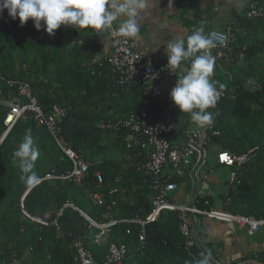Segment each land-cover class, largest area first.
Wrapping results in <instances>:
<instances>
[{"label":"trees","instance_id":"16d2710c","mask_svg":"<svg viewBox=\"0 0 264 264\" xmlns=\"http://www.w3.org/2000/svg\"><path fill=\"white\" fill-rule=\"evenodd\" d=\"M242 2H257L264 10V0ZM230 18H236L228 45L234 59L226 74L214 81L225 83L234 97L222 100L215 110L213 130L218 135L212 143L235 155L253 150V159L236 170V180L226 193L208 200L213 206L229 200L230 212L264 219V14L255 21L234 12ZM87 34L77 35L61 26L49 37L43 23L40 31L31 20L21 27L19 19L12 20L7 10L0 12V75L28 83L45 113L53 106L64 107L59 137L91 164L81 185L67 180L41 181L29 190L19 178L21 172L18 163L13 164L12 155L27 130H31L40 151L34 170L41 179L66 175L73 165L46 128L28 119L16 123L0 145V264H81L78 246L102 264L111 245L125 249L120 264H194L196 251L186 248V238L179 231L174 213L163 212L156 222L144 226V244L139 242L141 227L124 222L95 244L99 231L80 214L98 224L110 219L144 220L152 209L153 195L150 179L135 168L146 160L144 154L137 157L142 149L126 148V131L113 132L100 126L140 106L151 110L153 101L146 100L137 85H117L107 63L99 67L102 60L98 58V43ZM0 88L2 92L7 89L1 83ZM6 112L0 106V136ZM104 135H114L112 149L118 160L104 157ZM97 175L101 184L97 183ZM172 181L182 187V182L175 178ZM93 194L103 196V206L91 201ZM200 201L199 207L203 208ZM21 204L28 216L46 219L48 225L36 224L24 216ZM67 204L75 209L64 207ZM91 231H95L94 236ZM199 237L216 255L203 226ZM248 258L256 260L253 254ZM257 260L264 261V253Z\"/></svg>","mask_w":264,"mask_h":264},{"label":"built area","instance_id":"2783aa9c","mask_svg":"<svg viewBox=\"0 0 264 264\" xmlns=\"http://www.w3.org/2000/svg\"><path fill=\"white\" fill-rule=\"evenodd\" d=\"M263 14L262 5L253 2L244 5L243 11L237 16L248 21H255L263 17ZM235 22L236 18H229L222 28H211L205 32L215 45L211 52L215 57V66L222 71L223 75L226 74V68L232 64L234 59L228 45L231 42V25ZM71 30L77 35L83 36L88 32L87 35L95 42L106 39L109 42V50L100 57L102 62L99 63V67L103 62L107 63L117 85L122 87L137 85L141 88L144 98L153 101L151 110L140 106L135 112L102 124V127L113 132L126 131L128 134L124 143L127 149L133 147L142 149L137 152V157L141 158L144 154L146 160L137 163L135 168L150 179V189L153 193L150 198L152 209L144 220L139 218L110 219L98 224L89 219L90 226L99 231L95 244L102 242L110 229L121 222L141 227L139 242L144 244V226L156 222L163 212L176 214L179 231L186 238V248L196 251V255L192 256L194 260L199 259L200 253L205 249H209L207 243L199 237L204 222L214 221L225 225H234L249 239L263 230L264 219H255L230 212L227 209L229 200L219 203V207L210 204L208 199H217L220 193H226L227 188L233 184L236 180V170L252 161L253 150H248L240 155L219 150L212 143L213 137L218 135L213 130V124L211 127H198L191 122L189 114H182L175 105L168 107L161 103L162 84L182 76L180 69L177 70L176 75L170 73L167 69L168 58L159 61L147 60L144 54L138 51L137 44L132 39L115 34V26L99 33V35L91 29L76 30L71 28ZM0 83L7 88L3 92L0 88V106L7 110L3 120L0 145L18 121L33 120L38 126L46 128L57 147L73 165L71 172L66 175H46L41 181L67 180L81 185L91 164L84 161L78 153L66 147L59 137L65 108L53 106L45 113L39 106L28 83L13 81L1 75ZM218 83L223 85V89L218 88L221 91V96L216 107L208 110L213 116L222 100L234 97L233 91L225 83ZM212 147H216L217 151H212ZM212 159L217 167L229 169V180L226 181L223 190L220 189L221 186L217 181L216 187H213L214 182L211 180V176L215 167L210 164ZM173 178L182 182V187L173 182ZM101 182L100 176L97 175V183L101 184ZM179 188L187 191V202L184 205L176 203L177 197L173 196V194L176 195ZM90 199L97 206L104 205V198L100 194L90 195ZM201 199L203 208L199 207ZM113 205L114 203H111V206ZM64 207L75 209L73 205L69 204ZM21 211L32 222L42 226L48 225L46 219L28 216L23 211L22 204ZM80 214L84 215L82 212ZM78 256L81 264H100L95 261L88 250L81 246H78ZM124 257L123 246L111 245L105 262L102 264H120ZM212 258L211 264H224L219 256L213 253Z\"/></svg>","mask_w":264,"mask_h":264},{"label":"clouds","instance_id":"9594fccd","mask_svg":"<svg viewBox=\"0 0 264 264\" xmlns=\"http://www.w3.org/2000/svg\"><path fill=\"white\" fill-rule=\"evenodd\" d=\"M149 6V0H2L0 12L7 10L12 20L19 19L21 27L31 20L35 29L40 31L43 23L49 37L54 36L61 26L91 29L99 35L115 24L116 35L135 39L139 36L141 18ZM214 47L201 24L186 38L168 41L165 49L170 73L176 75L182 63H188L183 69L184 74L176 76L177 83L170 92V100L201 128L211 127L214 123V116L208 110L216 107L223 89L222 84L211 79L215 66L211 49ZM12 155L13 164L18 163L21 182L28 188L37 186L41 178L34 169L40 151L30 129ZM212 259L211 250L205 249L194 264H211Z\"/></svg>","mask_w":264,"mask_h":264},{"label":"crops","instance_id":"0c3cea01","mask_svg":"<svg viewBox=\"0 0 264 264\" xmlns=\"http://www.w3.org/2000/svg\"><path fill=\"white\" fill-rule=\"evenodd\" d=\"M169 2L170 0H152V2L149 0V9L141 18L139 36L132 39L137 44L138 51L142 52L147 60L167 59L165 49L168 41L174 38H186L194 28L201 24H203L205 32L211 28L220 29L226 24L231 13L234 12L237 15L244 9L242 0H171V5ZM97 43L99 58L108 52L109 42L103 39ZM186 67L188 65L182 63L180 68L182 75L184 74L183 69ZM222 74V71L214 66V74L211 79L214 81L216 77L223 76ZM176 83L177 78L162 84L161 103L163 105L174 106L170 100V92ZM219 226L216 230L215 227L211 229L212 226L209 222L203 223L207 242L212 243V247L217 252L216 256L222 257L225 264H242L238 261L241 255L244 256L240 249L242 246L239 245L241 243L237 244L238 239L229 237V232L223 233L225 227ZM256 237L251 238L253 244L250 243L247 251L257 259L260 254L264 253V243L261 242L264 238ZM250 260L253 261V259ZM254 262L252 264H256Z\"/></svg>","mask_w":264,"mask_h":264},{"label":"rangeland","instance_id":"374dc122","mask_svg":"<svg viewBox=\"0 0 264 264\" xmlns=\"http://www.w3.org/2000/svg\"><path fill=\"white\" fill-rule=\"evenodd\" d=\"M72 43V42H70ZM100 126L102 127V124H100ZM114 140H115V137L114 135H104L103 136V145L106 146V152H105V158L106 159H113V160H118V155H117V152H115L112 148H114ZM212 151L216 152L217 151V148L216 147H212L211 148ZM216 156V155H215ZM120 158V157H119ZM119 163V162H117ZM210 164L213 165L215 168H214V172L211 176V180L214 182V185L213 187H216V181L218 182V185H220V189L223 190L225 185H226V181L229 180V169L226 168V167H217L216 166V163L214 162V160H210ZM122 165V164H121ZM83 193L86 195L87 194V191H85L84 189H82ZM81 191V192H82ZM177 197V200H176V203L180 204V205H184L186 204L187 202V191L183 190L182 188H179L178 192L176 193L175 195ZM217 207H219V205L217 204ZM209 224L212 226L211 229H213V227H215L216 230H218V227L219 225L225 227V230L223 231L224 232H229V237H236L238 239V242L237 244L241 245L242 247H240V249L243 251V255H241V257L239 258V262H241L242 264H252V262L256 263V264H264V261H259V260H255L253 259L250 260V258H248L249 256V251H247V249H249V245L250 243L253 244V240L257 235L256 238H264V229L261 230L257 235H255L251 240L249 238H247L245 236V233L244 232H241L239 231L234 225H231V226H228V225H224V224H221V223H217V222H214V221H210ZM220 227V226H219ZM94 233L95 234V231H91V236H94ZM207 233H208V230H207ZM261 242L264 243V239L261 240ZM243 244V245H242ZM263 252V251H262ZM242 253V252H241ZM25 259H28V253H25L24 255ZM221 261L224 263L225 260H223V258L221 257L220 258ZM237 261V260H236ZM237 261V262H238ZM225 264V263H224Z\"/></svg>","mask_w":264,"mask_h":264},{"label":"water","instance_id":"95a60500","mask_svg":"<svg viewBox=\"0 0 264 264\" xmlns=\"http://www.w3.org/2000/svg\"><path fill=\"white\" fill-rule=\"evenodd\" d=\"M30 189H31V188H29V190H30ZM29 190H28V191H29ZM28 191H27V192H28ZM83 217H84L86 220H89V218H87L85 215H83Z\"/></svg>","mask_w":264,"mask_h":264}]
</instances>
